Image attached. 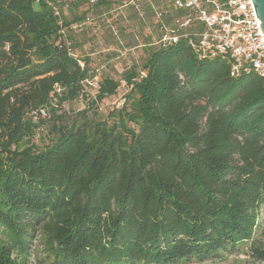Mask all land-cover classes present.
Masks as SVG:
<instances>
[{
  "label": "trees",
  "instance_id": "trees-1",
  "mask_svg": "<svg viewBox=\"0 0 264 264\" xmlns=\"http://www.w3.org/2000/svg\"><path fill=\"white\" fill-rule=\"evenodd\" d=\"M58 30L45 4L0 0V264L205 262L249 241L264 205V79L157 45L122 76L133 104L110 123L66 121L57 111L89 68L58 49ZM118 87L101 78L94 101ZM46 107L39 149L31 115ZM250 256L264 264V246Z\"/></svg>",
  "mask_w": 264,
  "mask_h": 264
},
{
  "label": "built area",
  "instance_id": "built-area-1",
  "mask_svg": "<svg viewBox=\"0 0 264 264\" xmlns=\"http://www.w3.org/2000/svg\"><path fill=\"white\" fill-rule=\"evenodd\" d=\"M73 1L35 0V4H45L56 18L59 29L56 46L75 58L84 70L85 61L76 55L70 35L85 26L97 28L108 19L104 15L88 14L79 22L66 26L64 23ZM86 1L92 9L98 3V0ZM128 6L135 9L141 20L147 17L144 8L150 11L159 34L156 45L164 47L184 42L198 60L226 61L231 78L254 74L264 79V36L251 0H127L122 8ZM141 76L145 73L141 72ZM99 81L98 75H94L92 83L84 80L94 88H98ZM62 90L55 86L54 92L58 94ZM41 113L47 116L46 109L41 108L34 112L33 118Z\"/></svg>",
  "mask_w": 264,
  "mask_h": 264
},
{
  "label": "rangeland",
  "instance_id": "rangeland-1",
  "mask_svg": "<svg viewBox=\"0 0 264 264\" xmlns=\"http://www.w3.org/2000/svg\"><path fill=\"white\" fill-rule=\"evenodd\" d=\"M125 1L127 0H98L92 12L86 10L85 2H76L66 16L68 21L79 17L82 20L88 14L104 15L108 19V22H101L97 28L85 26L80 31L72 32L74 35L72 40L76 55L84 59L88 63V70L92 71L88 73L89 82H93L94 75H98L100 79L109 77L119 82L116 93L99 102L94 101L97 88L84 82L82 94L71 102L63 103L57 111V114L62 113L65 116L66 121L74 120L79 112L86 111L90 117L110 123L114 118L112 111L116 113L124 105H131L136 101L134 95L130 96V88L122 80V76L132 67L141 69L148 50L157 46L155 42L159 34L147 8L143 6L147 17L141 20L132 6L122 8ZM47 112L49 116L52 115L50 109H47ZM43 115L41 113L33 118L35 116L34 112L32 113V122L38 127L28 139L30 144L39 149L49 144L52 138L49 132L50 120L48 115L46 117ZM252 244L264 246V205L258 210L257 226L249 241L241 243L234 251L222 253L217 259L205 262L188 261L181 264H263L251 258ZM33 245H36V242Z\"/></svg>",
  "mask_w": 264,
  "mask_h": 264
},
{
  "label": "water",
  "instance_id": "water-1",
  "mask_svg": "<svg viewBox=\"0 0 264 264\" xmlns=\"http://www.w3.org/2000/svg\"><path fill=\"white\" fill-rule=\"evenodd\" d=\"M255 9V14L259 22V29L264 36V0H251Z\"/></svg>",
  "mask_w": 264,
  "mask_h": 264
}]
</instances>
